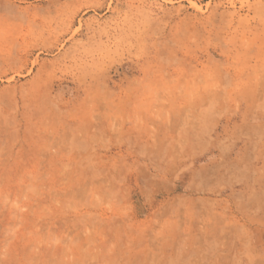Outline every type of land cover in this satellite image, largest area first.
<instances>
[{"label":"rangeland","instance_id":"rangeland-1","mask_svg":"<svg viewBox=\"0 0 264 264\" xmlns=\"http://www.w3.org/2000/svg\"><path fill=\"white\" fill-rule=\"evenodd\" d=\"M3 11L37 37L34 67L0 73V264L113 258L106 215L148 181H184L195 155L179 135L196 113L205 127L208 107L193 103L210 85L218 130L264 116V0H0Z\"/></svg>","mask_w":264,"mask_h":264},{"label":"crops","instance_id":"crops-1","mask_svg":"<svg viewBox=\"0 0 264 264\" xmlns=\"http://www.w3.org/2000/svg\"><path fill=\"white\" fill-rule=\"evenodd\" d=\"M21 28L0 13V73L33 66L37 36ZM12 41L24 42L26 53L13 54ZM214 91L210 85L194 97V105L208 107L205 127L196 113L199 127L179 135V152L195 155L193 164L180 162L184 181H148L152 192L139 189L128 209L106 215L113 220H106L99 242L115 256L104 253L95 264H264V116L243 112L218 130ZM236 100L228 105L244 104ZM145 137L142 145L149 143ZM204 155L209 158L197 162Z\"/></svg>","mask_w":264,"mask_h":264}]
</instances>
